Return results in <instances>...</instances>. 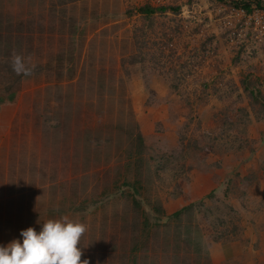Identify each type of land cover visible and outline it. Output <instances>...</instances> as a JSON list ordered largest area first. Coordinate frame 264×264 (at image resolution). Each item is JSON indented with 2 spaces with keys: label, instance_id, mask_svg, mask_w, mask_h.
I'll return each mask as SVG.
<instances>
[{
  "label": "rangeland",
  "instance_id": "374dc122",
  "mask_svg": "<svg viewBox=\"0 0 264 264\" xmlns=\"http://www.w3.org/2000/svg\"><path fill=\"white\" fill-rule=\"evenodd\" d=\"M64 1L0 0V97L17 106L0 246L67 215L89 264H212L219 244L238 257L216 264H244L264 226V29L231 0Z\"/></svg>",
  "mask_w": 264,
  "mask_h": 264
},
{
  "label": "clouds",
  "instance_id": "9594fccd",
  "mask_svg": "<svg viewBox=\"0 0 264 264\" xmlns=\"http://www.w3.org/2000/svg\"><path fill=\"white\" fill-rule=\"evenodd\" d=\"M17 75L31 76L36 65L31 57L16 54L11 60ZM88 226L62 215L43 221L39 232L33 227L21 230L22 241L13 239L0 246V264H89L83 256V237Z\"/></svg>",
  "mask_w": 264,
  "mask_h": 264
},
{
  "label": "crops",
  "instance_id": "0c3cea01",
  "mask_svg": "<svg viewBox=\"0 0 264 264\" xmlns=\"http://www.w3.org/2000/svg\"><path fill=\"white\" fill-rule=\"evenodd\" d=\"M67 3V2H66ZM66 3L64 0H60V3L59 4H55V8L60 10L61 9V6L64 5L66 6ZM13 101H10L8 99L6 100H3L2 103H0V161L2 158L4 159H7L8 156H9V152H8V149H9V144H10V130H11V127H12V123H14V117H16L15 115L17 113L13 112V108L12 107H17V106H13ZM17 109V108H15ZM14 116V117H13ZM2 164V163H1ZM0 164V165H1ZM207 184V182H206ZM263 225H264V222H262ZM255 237V238H258L256 241H259L258 242H255L254 246L256 247L257 246V243H258V247L262 248V250L264 251V226H263V230H261L260 233L257 234V237L256 235H252V237ZM235 244V242H234ZM254 246L252 245V240L249 244H247V248H252L251 252L253 253L255 248ZM218 249L216 250V252H214L212 254V264H216V262H221V261H225L227 259L231 260V259H234L236 257H238V252L236 249L235 250V245L233 244H228V245H225V244H219L218 245ZM257 247V248H258ZM249 252L250 254H248L249 258H243L244 259V264H264V258H261L259 255L260 253L262 254L261 250L259 249L258 251V254L254 256H252V253ZM264 254V252H263ZM259 259L257 260L256 258ZM255 259V260H253ZM257 260V261H256Z\"/></svg>",
  "mask_w": 264,
  "mask_h": 264
},
{
  "label": "trees",
  "instance_id": "16d2710c",
  "mask_svg": "<svg viewBox=\"0 0 264 264\" xmlns=\"http://www.w3.org/2000/svg\"><path fill=\"white\" fill-rule=\"evenodd\" d=\"M231 4L234 7L241 6L244 9H246L247 11H249L251 9V7H252L253 4L256 5V6H258V7L263 6V4H262V2L260 0H231ZM169 8H170L169 6H164V5L163 6H157V7H155V6H152L150 4H144L143 6H141L139 8L138 11L141 14L145 15L146 17H148V16L152 15L153 13H155L157 11L164 12V11H166ZM171 9H173L174 11H177L178 10V8H176V7H172ZM250 92L252 93V96H254V98H255V95H253V91H250ZM12 97L13 96L11 95V96H8L7 98H8V100H12ZM2 101H3V98L0 97V103H2ZM130 126H131V128L129 130L130 134H134L135 136L133 137V135H132V137L135 140L138 141V145L136 147L137 148V151L135 153H138V152L141 153L142 148H143V145H144L142 133H141V131H140L139 126H138L137 123L133 122L132 124H130ZM130 152H132V150ZM132 153H134V152H132ZM132 153H130V157H131ZM136 183L137 182H135V181H130V179L129 178H126V176H125L124 182L122 184L132 185L136 189L135 192H138L137 191V187H136L137 186ZM107 193H108V191L104 192V195H106ZM77 205H79V207H81L83 209L86 208V207H82L81 204H79V203ZM95 205H96V203H95ZM154 209L159 214L166 215L163 209H158V208H154ZM180 213H181V210L175 211L172 214L167 215V218H170V219H175L176 218L177 219V217L180 216ZM142 217H143V221H144L143 222V225L146 228L148 226V214L146 213L145 210H142ZM142 233L145 234L144 231H142ZM139 248H140L139 242L138 241H135L133 243V248H132V251L133 252L132 253H135V250H137Z\"/></svg>",
  "mask_w": 264,
  "mask_h": 264
},
{
  "label": "built area",
  "instance_id": "2783aa9c",
  "mask_svg": "<svg viewBox=\"0 0 264 264\" xmlns=\"http://www.w3.org/2000/svg\"><path fill=\"white\" fill-rule=\"evenodd\" d=\"M233 12L245 20V24H252L255 28L264 29V7L253 6L249 11L243 7H233Z\"/></svg>",
  "mask_w": 264,
  "mask_h": 264
}]
</instances>
